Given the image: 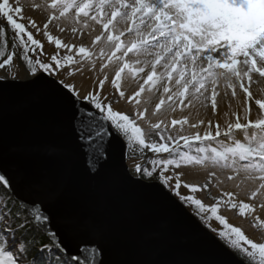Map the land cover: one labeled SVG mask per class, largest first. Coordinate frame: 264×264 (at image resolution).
Instances as JSON below:
<instances>
[{
  "label": "snow or ice",
  "instance_id": "obj_1",
  "mask_svg": "<svg viewBox=\"0 0 264 264\" xmlns=\"http://www.w3.org/2000/svg\"><path fill=\"white\" fill-rule=\"evenodd\" d=\"M0 70V83L22 74L64 109L92 172L139 154L133 177L157 180L242 264H264V242L221 214L264 230V98L251 91L264 78V0H0ZM195 166L202 185L182 180ZM48 195L0 168V264H104L98 246L69 253Z\"/></svg>",
  "mask_w": 264,
  "mask_h": 264
},
{
  "label": "water",
  "instance_id": "obj_2",
  "mask_svg": "<svg viewBox=\"0 0 264 264\" xmlns=\"http://www.w3.org/2000/svg\"><path fill=\"white\" fill-rule=\"evenodd\" d=\"M126 161L92 172L54 99L26 79L0 83V168L49 191L70 254L87 243L102 249L104 264H242L184 205L161 198L157 181L133 177Z\"/></svg>",
  "mask_w": 264,
  "mask_h": 264
},
{
  "label": "rangeland",
  "instance_id": "obj_3",
  "mask_svg": "<svg viewBox=\"0 0 264 264\" xmlns=\"http://www.w3.org/2000/svg\"><path fill=\"white\" fill-rule=\"evenodd\" d=\"M8 71H9V73H17L18 69L14 66V67L10 68ZM0 72H3V70H0ZM9 79H11V78H9ZM18 79L19 80L24 79L23 75L20 74V77ZM251 91L253 92V94H254V96L256 98H260V97L264 98V92H263L264 91V78L256 77L254 82L251 84ZM227 105H228V101L227 100H225L224 103L221 105V117L222 118H223L224 111L228 110ZM236 105L237 104L233 103L234 107ZM118 107L123 109V110L132 111L131 106L126 104V103H124V102H121V104ZM252 107H253V109H255V107H256L254 102L252 103ZM254 115H255V113H254ZM221 122H223V119H221ZM139 161L140 160H130V159L127 158L126 164H127L128 169L131 171L134 162H139ZM184 171L186 173L185 175L182 176V180H184V181H187V182H190V183H198V184L202 185L207 180V171L208 170L200 168L199 166L191 167V168L185 169ZM224 187L227 190H234L231 183H228V184L224 185ZM212 191L216 192V189H213ZM197 196H198V198L203 199L206 204H210V203L214 202V201L211 200V198L208 196L207 193H203V192L202 193H198ZM240 198L246 199V191L245 190H240ZM184 206L188 209V211L190 213H192L201 222L200 218L198 216H196L193 213V211L188 208V206H186V205H184ZM221 214L225 215V217H226V219L228 220L229 223H231V224H233L235 226H240L246 232V234L249 237L254 238V239H256V240H258L260 242H264V230L253 229L251 227L250 219L239 217L236 210L229 211L227 209H223L222 208L221 209ZM211 223H212L213 227H215L217 229L220 228V225L215 220L211 221ZM212 233L219 239V237L216 235V233H214V232H212Z\"/></svg>",
  "mask_w": 264,
  "mask_h": 264
},
{
  "label": "trees",
  "instance_id": "obj_4",
  "mask_svg": "<svg viewBox=\"0 0 264 264\" xmlns=\"http://www.w3.org/2000/svg\"><path fill=\"white\" fill-rule=\"evenodd\" d=\"M11 32H9V37H11ZM158 139V138H157ZM148 155H151V153H148ZM128 159L130 160H141L142 157L139 156V154H136L135 157L134 155L131 153V151L129 150V153H128V156H127ZM144 180L146 181H157V180H148L147 178H145ZM204 225V224H203ZM205 226V225H204ZM224 243V242H223ZM240 258V257H239ZM241 259V258H240Z\"/></svg>",
  "mask_w": 264,
  "mask_h": 264
},
{
  "label": "bare ground",
  "instance_id": "obj_5",
  "mask_svg": "<svg viewBox=\"0 0 264 264\" xmlns=\"http://www.w3.org/2000/svg\"><path fill=\"white\" fill-rule=\"evenodd\" d=\"M257 92V91H256ZM264 92V91H263ZM256 94V93H255ZM257 96V95H256ZM261 96V95H260ZM261 98V97H260ZM232 103H235V104H239L240 103V101H233ZM146 181V180H145ZM150 182H152V181H150Z\"/></svg>",
  "mask_w": 264,
  "mask_h": 264
}]
</instances>
